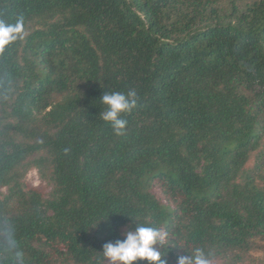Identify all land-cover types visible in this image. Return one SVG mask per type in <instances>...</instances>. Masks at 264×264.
<instances>
[{
    "label": "trees",
    "instance_id": "16d2710c",
    "mask_svg": "<svg viewBox=\"0 0 264 264\" xmlns=\"http://www.w3.org/2000/svg\"><path fill=\"white\" fill-rule=\"evenodd\" d=\"M0 27V264H111L103 245L139 224L167 233L166 264H250L264 0H0ZM129 89L116 136L99 98Z\"/></svg>",
    "mask_w": 264,
    "mask_h": 264
},
{
    "label": "clouds",
    "instance_id": "9594fccd",
    "mask_svg": "<svg viewBox=\"0 0 264 264\" xmlns=\"http://www.w3.org/2000/svg\"><path fill=\"white\" fill-rule=\"evenodd\" d=\"M5 32L11 34L12 29L0 27V38ZM99 99L104 106L100 118L111 126L116 136L123 135L128 123L124 116L136 107L137 92L134 89H129L126 93L107 91ZM122 235L123 239L103 245V257L111 264H135L137 261H146L147 264H166L162 258L166 255L162 253V248L168 239L166 232L157 227L139 224ZM3 244L7 251H14L17 258L21 257L14 232L9 230L4 234ZM176 264H209V259L202 249L196 248L188 255L178 257Z\"/></svg>",
    "mask_w": 264,
    "mask_h": 264
},
{
    "label": "rangeland",
    "instance_id": "374dc122",
    "mask_svg": "<svg viewBox=\"0 0 264 264\" xmlns=\"http://www.w3.org/2000/svg\"><path fill=\"white\" fill-rule=\"evenodd\" d=\"M261 163V160L256 158V155H253L248 163L246 164V169L251 174V178L254 184L264 189V162ZM257 164V165H256ZM27 184L31 187H36L44 190L45 192L50 190V186L47 183V180H44L37 169L32 168L28 171L26 175ZM256 248L251 250L246 256V260L250 264H263L264 263V242H261L259 239L256 240ZM246 264V263H245Z\"/></svg>",
    "mask_w": 264,
    "mask_h": 264
}]
</instances>
